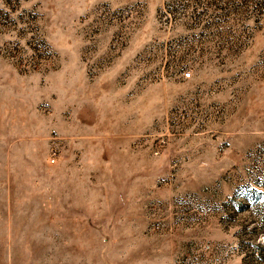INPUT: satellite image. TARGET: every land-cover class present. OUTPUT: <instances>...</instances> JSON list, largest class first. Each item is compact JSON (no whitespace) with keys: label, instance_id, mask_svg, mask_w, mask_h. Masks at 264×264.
I'll use <instances>...</instances> for the list:
<instances>
[{"label":"rangeland","instance_id":"obj_1","mask_svg":"<svg viewBox=\"0 0 264 264\" xmlns=\"http://www.w3.org/2000/svg\"><path fill=\"white\" fill-rule=\"evenodd\" d=\"M0 264H264V0H0Z\"/></svg>","mask_w":264,"mask_h":264},{"label":"built area","instance_id":"obj_2","mask_svg":"<svg viewBox=\"0 0 264 264\" xmlns=\"http://www.w3.org/2000/svg\"><path fill=\"white\" fill-rule=\"evenodd\" d=\"M189 76H190V72H188V71L184 72V77L187 78V77H189ZM50 161L53 162L54 159L52 158Z\"/></svg>","mask_w":264,"mask_h":264}]
</instances>
